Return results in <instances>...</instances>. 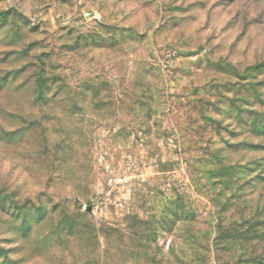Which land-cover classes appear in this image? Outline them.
I'll return each mask as SVG.
<instances>
[{
    "label": "rangeland",
    "instance_id": "rangeland-1",
    "mask_svg": "<svg viewBox=\"0 0 264 264\" xmlns=\"http://www.w3.org/2000/svg\"><path fill=\"white\" fill-rule=\"evenodd\" d=\"M0 264H264V0H0Z\"/></svg>",
    "mask_w": 264,
    "mask_h": 264
}]
</instances>
